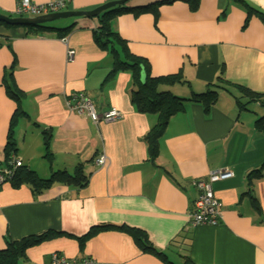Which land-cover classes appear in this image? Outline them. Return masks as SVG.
<instances>
[{"label":"crops","instance_id":"crops-1","mask_svg":"<svg viewBox=\"0 0 264 264\" xmlns=\"http://www.w3.org/2000/svg\"><path fill=\"white\" fill-rule=\"evenodd\" d=\"M110 1L116 0H69L63 11H91ZM157 1L128 0L124 6ZM243 1L264 15V0ZM16 3L0 0V14L17 17L12 14ZM47 24L73 28L60 36L0 24V162L16 108L5 93L7 84L23 94L19 104L25 115L12 130L20 164L47 177L55 170L71 172L81 163L89 177L81 189L54 185L35 198L25 185H3L0 249L4 236L18 241L52 231L60 235L27 249L26 261L20 264H46L54 252L101 264H165L157 255L141 252L130 235L119 230L100 231L80 249L78 239L92 226L114 224L140 230L156 251L176 264L182 262L185 246L192 264H264V172L252 186L258 212L247 195L241 196L248 172L264 162V134L254 128L263 109L254 103L256 108L238 111L223 90L207 112L200 104L186 103L169 119L151 163L143 136L156 117L138 113L130 103L128 72L105 80L112 59L92 39L98 18ZM110 27L133 56L147 61L153 77L181 73L189 85L170 87L176 95L204 92L218 76L264 93V26L257 17L247 18L236 2L198 0L192 10L188 3L174 0L158 7L157 18L125 12L112 18ZM68 49L74 52L71 60ZM76 91L98 112L114 107L121 118L93 124L69 112L65 97ZM40 129L50 134V158L44 157ZM101 154L106 162L97 166L94 160ZM217 170L232 174L211 184L221 206L218 224L190 225L197 196L192 182Z\"/></svg>","mask_w":264,"mask_h":264},{"label":"trees","instance_id":"trees-1","mask_svg":"<svg viewBox=\"0 0 264 264\" xmlns=\"http://www.w3.org/2000/svg\"><path fill=\"white\" fill-rule=\"evenodd\" d=\"M174 0H161L154 3L126 7L124 5L115 6L102 12L98 18V27L92 31V39L96 46L101 50H108L112 64L105 80L111 79L117 72L125 71L130 74V103L140 114H150L156 117L155 124L143 136V142L146 144L148 160L154 163L158 154V142L162 137L169 119L175 114L183 111L186 103L200 104L204 111H208L215 105L219 99L218 91H225L234 101L238 111L247 110L250 104H258L264 111V93H256L241 86L239 84L230 83L222 76H218L217 80L208 84L205 91L201 93L190 92L188 97L176 95L169 90L174 85L188 86L181 73L167 75L162 77H153L150 73L149 66L146 60L140 57L133 56L126 43L114 32L110 27V21L115 16L132 12L135 15L142 13H151L154 18H157L158 7L161 4L171 3ZM188 3L193 10L198 5V0H182ZM236 2L238 6L244 9L247 18L250 16L257 17L264 26V15L257 9L250 7L243 0H230ZM247 21V19H246ZM1 24V23H0ZM73 25L63 28H55L50 24L26 26L27 33L37 32H57L63 36L68 34ZM143 76V77H142ZM5 93L16 103V108L9 120L8 134L4 143V160L5 162L11 155L15 156L16 145L12 137V130L19 116L25 115L20 108V98L23 95L21 92H15L13 88L4 85ZM36 127L37 124L35 125ZM255 131L258 134H264V113L254 122ZM43 135V151L44 157L50 158V134L47 130L40 129ZM2 163V162H0ZM264 172V162L256 169L251 170L246 175V190L241 196L247 195L253 205V208L258 212L259 207L253 195L252 186L254 182L260 179ZM88 173L85 172L84 166L81 163L75 165L71 172L63 170L51 171L47 177H40L34 170L27 165L19 164L13 172L9 184L13 187L27 186L33 197L41 195L43 192L53 187L54 185H62L73 189H81L86 186L88 181ZM191 225V224H190ZM105 230L124 231L130 235L134 244L143 253H151L157 255L165 264H176L166 259L165 253L156 251L149 242L143 232L135 228H129L122 225L114 224H98L92 226L86 234L79 238V247L82 248L84 241L94 236L96 233ZM59 233L47 231L39 235H31L22 238L18 241L10 240L4 236V247L0 249V264H20L26 261V250L39 245L43 242L52 240ZM185 238H188L185 236ZM184 252H188V248L184 247ZM179 264H192L186 254Z\"/></svg>","mask_w":264,"mask_h":264},{"label":"built area","instance_id":"built-area-1","mask_svg":"<svg viewBox=\"0 0 264 264\" xmlns=\"http://www.w3.org/2000/svg\"><path fill=\"white\" fill-rule=\"evenodd\" d=\"M69 0H51L45 3H33L30 0H17L12 14L17 17L28 15L30 17H40L54 14L65 10ZM67 59L71 60L74 56L73 50L68 49ZM65 105L69 112L76 115L85 116L93 124L100 122L109 123L121 118V113L114 107L98 112L92 101L81 91L71 92L65 97ZM95 165L103 166L106 157L101 154L94 160ZM20 164L19 160L11 155L5 162L0 163V188L9 184L11 176L16 167ZM232 174L227 170H217L211 172L206 179H198L192 182L197 196L192 203L189 214L191 225H216L220 218V203L214 197L211 184L217 181L228 179ZM46 264H101L97 261L86 258H68L60 253L54 252L50 255ZM106 264V263H105Z\"/></svg>","mask_w":264,"mask_h":264},{"label":"water","instance_id":"water-1","mask_svg":"<svg viewBox=\"0 0 264 264\" xmlns=\"http://www.w3.org/2000/svg\"><path fill=\"white\" fill-rule=\"evenodd\" d=\"M128 0H116L106 2L103 5L91 10V11H62L54 14H49L40 17H8L0 14V23H4L10 26H35L51 23L60 19L76 18V17H98L102 12L113 8L115 6L124 5ZM143 77V76H142Z\"/></svg>","mask_w":264,"mask_h":264},{"label":"rangeland","instance_id":"rangeland-1","mask_svg":"<svg viewBox=\"0 0 264 264\" xmlns=\"http://www.w3.org/2000/svg\"><path fill=\"white\" fill-rule=\"evenodd\" d=\"M23 17H30V16H28V15H24ZM69 19H70V18H69ZM64 20H66V19H64ZM172 91H173V90H172ZM172 93H173V92H172ZM249 108L252 110V109H254V108H256V107H255V105L250 104V105H249ZM258 109L262 110V108H260V107H259ZM263 112H264V111H263Z\"/></svg>","mask_w":264,"mask_h":264}]
</instances>
